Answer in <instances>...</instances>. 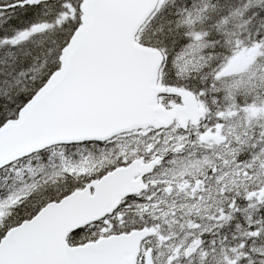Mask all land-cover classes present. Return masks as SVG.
Returning a JSON list of instances; mask_svg holds the SVG:
<instances>
[{"label":"snow or ice","instance_id":"6c2138e0","mask_svg":"<svg viewBox=\"0 0 264 264\" xmlns=\"http://www.w3.org/2000/svg\"><path fill=\"white\" fill-rule=\"evenodd\" d=\"M0 264H264V0H0Z\"/></svg>","mask_w":264,"mask_h":264}]
</instances>
